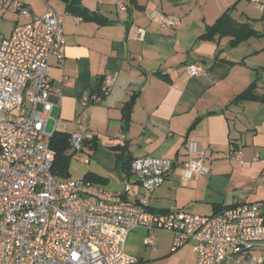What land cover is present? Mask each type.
<instances>
[{
	"label": "crops",
	"instance_id": "1",
	"mask_svg": "<svg viewBox=\"0 0 264 264\" xmlns=\"http://www.w3.org/2000/svg\"><path fill=\"white\" fill-rule=\"evenodd\" d=\"M12 1L22 2L32 16L42 15L48 6L63 16L65 56L62 62H50L53 105L45 130L71 134L78 122L85 126L81 152L92 159L86 160L82 178L88 172L106 178L107 183L98 184L123 192L128 201L135 202L143 189L118 167L117 155L151 154L174 162L149 195L151 210L213 214L223 206L255 203L264 218V100L233 101L250 85L257 96L264 97V14L256 3L126 0L121 9L119 0H81L83 6L105 18L99 23L67 12L63 0H0V42L26 21L9 8ZM227 9L236 21L248 23L258 34L233 47H229L228 37L199 40L205 27ZM155 12L178 18V25L162 26L153 16ZM139 29L144 31L142 38ZM188 65H195L199 73L190 76ZM106 74L116 78L112 90L102 101L83 105L82 98L100 87ZM132 95L135 101L125 125L122 106ZM56 120L60 124L54 128ZM120 133L123 140L117 138ZM115 147L118 149L113 150ZM190 148L209 171L185 180L181 163ZM237 149L242 162L228 158ZM254 156L258 159L253 160ZM109 182L123 187L108 188ZM140 229L145 233L143 242L147 231ZM165 234L164 238L153 234L155 242L146 251L132 243L129 233L124 250L140 264L196 263L191 243L173 251L172 235ZM250 255L264 258V245L221 264H254Z\"/></svg>",
	"mask_w": 264,
	"mask_h": 264
},
{
	"label": "built area",
	"instance_id": "2",
	"mask_svg": "<svg viewBox=\"0 0 264 264\" xmlns=\"http://www.w3.org/2000/svg\"><path fill=\"white\" fill-rule=\"evenodd\" d=\"M125 1L119 0V8L125 9ZM250 1L264 14L262 0ZM9 8L26 21L0 42V264H140L124 250L129 233L140 228L147 231L143 237L147 246L155 242L153 230L172 235L173 251L191 243L195 264H221L264 245V218L255 203L213 214L151 210L149 195L174 164L167 158L144 154L131 161L130 174L143 189L135 202L85 178L57 177L45 125L53 105L50 62H62L65 56L63 16L49 6L42 15L32 16L19 1H12ZM153 16L162 26L179 23L170 15L155 12ZM143 35L139 29L138 37ZM186 71L190 76L199 73L195 65L186 66ZM115 79L106 74L98 92L84 96L82 104L102 101ZM59 124L56 120L54 128ZM85 132L78 122L70 134L73 152L82 149ZM117 138L123 140L124 135ZM228 158L242 162L241 151L234 150ZM208 171L190 148L181 163L182 179ZM249 258L251 263L264 264L262 257Z\"/></svg>",
	"mask_w": 264,
	"mask_h": 264
},
{
	"label": "trees",
	"instance_id": "3",
	"mask_svg": "<svg viewBox=\"0 0 264 264\" xmlns=\"http://www.w3.org/2000/svg\"><path fill=\"white\" fill-rule=\"evenodd\" d=\"M65 2V9L67 12L80 17L81 19L94 20L96 22L102 23L105 18L98 14L97 12L91 11L82 5L81 0H63ZM131 2L133 0H130ZM258 32L254 30L248 23L236 21L229 11L225 10L212 24L207 25L204 31L198 37L199 40L211 41L216 38L228 37L229 47H233L238 43L246 40L247 38L257 35ZM103 80V78H101ZM100 87L96 88L93 92H98ZM92 92V93H93ZM244 99H262L264 97H259L254 92V86L250 85L247 89L243 90L238 94L233 101H241ZM135 101V95H132L122 106L123 120L125 125L129 123L130 112L132 110ZM50 147L55 152L54 163L52 171L57 177L61 179L68 178L69 175V162L72 157V150L70 148V133L60 130H54L50 136ZM123 149V146L120 147ZM123 154V151L122 153ZM135 158V157H134ZM131 155L125 156L122 160L121 155H117V159L120 160V167L125 172L130 173V163L134 159ZM85 179L96 182V183H107L106 178L98 176L94 173L88 172L84 176ZM234 205L223 206L220 208L232 207ZM219 210V211H220Z\"/></svg>",
	"mask_w": 264,
	"mask_h": 264
},
{
	"label": "rangeland",
	"instance_id": "4",
	"mask_svg": "<svg viewBox=\"0 0 264 264\" xmlns=\"http://www.w3.org/2000/svg\"><path fill=\"white\" fill-rule=\"evenodd\" d=\"M109 153L113 154L112 156L114 157V153L111 149H107ZM80 151H75L72 152V157L70 159L69 162V173H70V177L71 179H78V178H82L83 173L85 172L86 169V160L87 159H92L90 158L88 155L84 154ZM80 155V156H79ZM123 157H121L120 160H122ZM85 159V160H84ZM119 160V162H120ZM120 167V163L119 166ZM108 188L111 189H122L123 185L120 184L119 182H109L107 184ZM134 231L130 232L132 233V243L136 246V247H141L142 250H146V251H150L151 250V246H146L143 244L142 242V235H144L145 233L143 231H141V229H136L135 232ZM152 234H155L157 236H160L162 238H164L167 234H165L166 232L164 231H156L153 230L151 231ZM163 242V240H162ZM145 264V263H144Z\"/></svg>",
	"mask_w": 264,
	"mask_h": 264
},
{
	"label": "water",
	"instance_id": "5",
	"mask_svg": "<svg viewBox=\"0 0 264 264\" xmlns=\"http://www.w3.org/2000/svg\"><path fill=\"white\" fill-rule=\"evenodd\" d=\"M91 141H92V146H93L95 143V136L94 135L91 136ZM117 149H118V147L113 148V150H117Z\"/></svg>",
	"mask_w": 264,
	"mask_h": 264
}]
</instances>
